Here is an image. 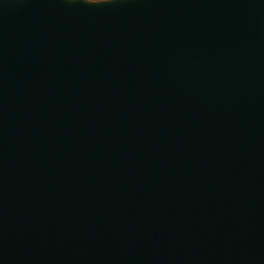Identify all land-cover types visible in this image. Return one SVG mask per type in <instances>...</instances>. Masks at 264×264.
<instances>
[{"label":"water","instance_id":"water-1","mask_svg":"<svg viewBox=\"0 0 264 264\" xmlns=\"http://www.w3.org/2000/svg\"><path fill=\"white\" fill-rule=\"evenodd\" d=\"M0 264H264V0H0Z\"/></svg>","mask_w":264,"mask_h":264},{"label":"clouds","instance_id":"clouds-1","mask_svg":"<svg viewBox=\"0 0 264 264\" xmlns=\"http://www.w3.org/2000/svg\"><path fill=\"white\" fill-rule=\"evenodd\" d=\"M87 2L92 4H98V3L107 2V0H87Z\"/></svg>","mask_w":264,"mask_h":264},{"label":"rangeland","instance_id":"rangeland-1","mask_svg":"<svg viewBox=\"0 0 264 264\" xmlns=\"http://www.w3.org/2000/svg\"><path fill=\"white\" fill-rule=\"evenodd\" d=\"M87 1V0H86ZM107 1H111V0H107Z\"/></svg>","mask_w":264,"mask_h":264}]
</instances>
